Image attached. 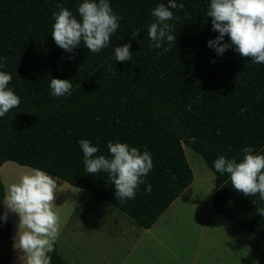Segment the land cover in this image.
Instances as JSON below:
<instances>
[{
    "label": "trees",
    "instance_id": "obj_1",
    "mask_svg": "<svg viewBox=\"0 0 264 264\" xmlns=\"http://www.w3.org/2000/svg\"><path fill=\"white\" fill-rule=\"evenodd\" d=\"M82 2L0 0V70L12 74L9 87L21 99L0 117V168L7 161L39 168L148 229L194 180L186 143L215 174V211L264 240V216L256 211L264 200L237 191L229 174L214 168L220 155L239 162L245 146L264 154V64L241 57L234 46L222 56L208 46L219 35L207 16L210 0H176L184 8L173 10L177 38L166 52L149 47L148 27L153 8L167 0H109L121 17L109 45L99 53L83 44L66 52L51 35L53 13L60 4L76 14ZM129 41L133 60L116 61L115 48ZM52 78L71 79V94L53 96ZM81 139L105 156L108 141L151 153L153 168L134 199L118 200L106 172H86ZM5 196L0 174V215ZM12 248L8 214L0 220V264H12ZM50 256L51 264H69L57 242Z\"/></svg>",
    "mask_w": 264,
    "mask_h": 264
},
{
    "label": "clouds",
    "instance_id": "obj_2",
    "mask_svg": "<svg viewBox=\"0 0 264 264\" xmlns=\"http://www.w3.org/2000/svg\"><path fill=\"white\" fill-rule=\"evenodd\" d=\"M57 7L59 11L53 13L51 35L56 45L69 53L81 44L90 52L99 53L109 45L111 35L119 27L121 17L114 13L109 0H83L76 14L60 4ZM177 8L183 9L184 4L167 0V4L159 3L153 8L151 14L155 21L148 27L150 48H163L166 52L175 44L177 35L171 22L178 19L173 12ZM207 16L211 17L212 31L219 33L208 41V46L218 56L234 46L241 57L264 64V0H210ZM130 48L131 41L116 47V61H132ZM3 67L5 64L0 58V68ZM11 80V73L0 70V117L21 102L9 87ZM49 87L53 96L64 97L71 94L73 85L71 79L52 78ZM79 146L86 172H106L120 201L134 199L139 185L145 183L144 177L153 168L150 152H141L125 142L108 141V156L98 154L99 146L87 139L79 140ZM242 152L239 162L235 158L218 156L214 168L222 175L229 174L231 185L237 191L245 196L258 194L264 200V154L255 152L251 145L245 146ZM58 189L57 178L39 168L31 169L9 188L0 220L7 221L9 212L19 217L15 247L22 251L25 264H51L50 253L61 231V218L55 203ZM145 190L150 192L151 186ZM256 211L264 216V207Z\"/></svg>",
    "mask_w": 264,
    "mask_h": 264
},
{
    "label": "rangeland",
    "instance_id": "obj_3",
    "mask_svg": "<svg viewBox=\"0 0 264 264\" xmlns=\"http://www.w3.org/2000/svg\"><path fill=\"white\" fill-rule=\"evenodd\" d=\"M183 145L194 172V181L169 211L166 217L167 223L161 225L160 234L170 251L166 250L165 253L159 254L157 262L159 264H264V240L214 210L212 199L215 174L200 153L186 143ZM23 168L34 169L14 161L5 162L0 168L6 196L11 184L18 182L22 175L30 171ZM8 170L12 173L8 174ZM57 185L59 189L56 194L59 196V201H62L60 216L69 219L66 227L61 229L59 237L73 231L70 247L82 250L86 247L84 243L86 239L79 237L81 231L79 227L85 218L79 213L85 207V199L95 195L59 178ZM102 202L107 204L105 201ZM77 204V207H73ZM8 214L11 223L13 220L16 231L19 217L15 213ZM173 231H179L181 235L174 236L171 234ZM61 241L63 242L62 239ZM15 262L19 263L16 259Z\"/></svg>",
    "mask_w": 264,
    "mask_h": 264
},
{
    "label": "crops",
    "instance_id": "obj_4",
    "mask_svg": "<svg viewBox=\"0 0 264 264\" xmlns=\"http://www.w3.org/2000/svg\"><path fill=\"white\" fill-rule=\"evenodd\" d=\"M23 169L31 170L29 168ZM7 173L11 174L12 172L8 170ZM52 176L57 177L55 175ZM191 184L172 202L154 225L148 229L138 225L128 214L112 204L106 201L107 204H104L102 202L104 200L96 196H89L84 201L85 207L79 213L85 218V221L79 227V230H81L79 237L86 239L84 242L86 247L82 250L70 247L74 235L72 231L70 234L58 237L56 242L60 254L69 264H142L143 262L159 264L157 262L159 254L165 253L166 250L170 251L160 234L161 225L167 223L168 219L166 217H168L169 211L183 197ZM55 203L57 211L61 215L60 206L62 201H59L57 194ZM77 206L78 204L73 207ZM88 207L90 209H87ZM60 218L62 229L66 227L69 219L68 217L67 219L66 217L62 218V216ZM14 230L15 227L12 220V264H25L22 251L15 247L18 227H16V231ZM171 234L174 236L181 235L179 231H173ZM15 259L19 263H16Z\"/></svg>",
    "mask_w": 264,
    "mask_h": 264
},
{
    "label": "water",
    "instance_id": "obj_5",
    "mask_svg": "<svg viewBox=\"0 0 264 264\" xmlns=\"http://www.w3.org/2000/svg\"><path fill=\"white\" fill-rule=\"evenodd\" d=\"M189 137H191V136H189Z\"/></svg>",
    "mask_w": 264,
    "mask_h": 264
},
{
    "label": "bare ground",
    "instance_id": "obj_6",
    "mask_svg": "<svg viewBox=\"0 0 264 264\" xmlns=\"http://www.w3.org/2000/svg\"><path fill=\"white\" fill-rule=\"evenodd\" d=\"M12 162V161H11Z\"/></svg>",
    "mask_w": 264,
    "mask_h": 264
}]
</instances>
